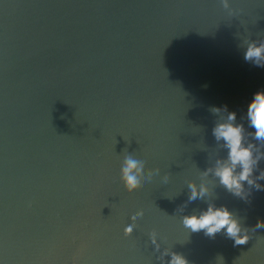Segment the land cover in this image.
<instances>
[{
  "label": "water",
  "instance_id": "obj_1",
  "mask_svg": "<svg viewBox=\"0 0 264 264\" xmlns=\"http://www.w3.org/2000/svg\"><path fill=\"white\" fill-rule=\"evenodd\" d=\"M248 40H264V0H0V264H161L153 231L189 264H264V189L245 182L241 199L207 178L245 244L181 223L205 206L187 183L224 155L211 108L252 131L242 117L264 67L243 59ZM131 148L168 183L129 191Z\"/></svg>",
  "mask_w": 264,
  "mask_h": 264
},
{
  "label": "clouds",
  "instance_id": "obj_2",
  "mask_svg": "<svg viewBox=\"0 0 264 264\" xmlns=\"http://www.w3.org/2000/svg\"><path fill=\"white\" fill-rule=\"evenodd\" d=\"M224 8L229 7V0H220ZM243 59L256 67H264V40H248L242 45ZM213 113L219 114V119L211 129L212 136L218 147L224 150L223 156H217L211 167L200 172L201 179L189 181L188 200L204 201L205 206L194 208L191 212L181 216V223L185 229L195 233L203 231L208 237H214L217 233L223 234L233 241V245H242L249 239L247 228L243 227L241 220L226 205L216 204L210 199V187L207 178L209 174L216 183L226 191L241 199H247V185L257 190L264 189V185L258 183L264 179V170L253 176L258 161L264 157L259 147L253 144L248 136L264 145V89L256 90L247 101L246 110L242 117L246 120L247 126L252 129L246 133L245 125L237 121L235 111H230L227 105L221 107L213 106ZM120 179L125 187L132 191L138 185L141 178L151 180L153 177L160 179L162 184H167L169 176L162 174L159 168L147 170V162L144 154L139 148H131L126 151L120 166ZM143 209H136L132 212L133 217H141ZM136 227L134 220H128L124 226L126 233ZM264 228V221L257 219L255 229ZM150 242L159 251L158 259L161 264H189L187 258L169 248H161L157 240V234L153 231L149 234ZM167 256V260H165Z\"/></svg>",
  "mask_w": 264,
  "mask_h": 264
}]
</instances>
